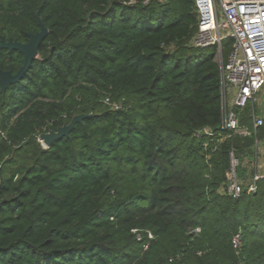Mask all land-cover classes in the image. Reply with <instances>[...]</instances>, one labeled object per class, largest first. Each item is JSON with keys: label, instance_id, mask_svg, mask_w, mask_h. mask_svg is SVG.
<instances>
[{"label": "trees", "instance_id": "1", "mask_svg": "<svg viewBox=\"0 0 264 264\" xmlns=\"http://www.w3.org/2000/svg\"><path fill=\"white\" fill-rule=\"evenodd\" d=\"M143 2L0 0V39L47 30L0 85V264H264V182L220 192L229 151L242 164L253 138L204 148L194 135L219 127L216 48L189 45L193 0ZM22 64L0 48L1 71ZM240 120L251 126L249 108Z\"/></svg>", "mask_w": 264, "mask_h": 264}, {"label": "built area", "instance_id": "2", "mask_svg": "<svg viewBox=\"0 0 264 264\" xmlns=\"http://www.w3.org/2000/svg\"><path fill=\"white\" fill-rule=\"evenodd\" d=\"M193 6L196 30L189 45L195 49L215 47L220 66L218 130L204 127L194 135L198 139L205 138L204 148L209 141L219 144L231 136L253 138L251 153L242 164L235 151H229L225 184L220 190L232 199L243 194L253 195L259 183L264 182V135L260 138L257 135L264 127V111L258 116L254 109L264 87V0H193ZM227 39H232L233 43L223 62L221 45ZM247 108L250 109V127L241 125L240 120ZM147 237L151 239L152 235L147 233ZM231 243L237 250L240 235H234Z\"/></svg>", "mask_w": 264, "mask_h": 264}, {"label": "water", "instance_id": "3", "mask_svg": "<svg viewBox=\"0 0 264 264\" xmlns=\"http://www.w3.org/2000/svg\"><path fill=\"white\" fill-rule=\"evenodd\" d=\"M46 34L47 30L41 25L38 32L27 34L28 41L26 43L12 41L11 39H8L7 41H4L2 38L0 39V48L3 47L9 50H17L23 55V64L15 74L0 70V85L3 91L10 83L18 81L29 68L32 60L37 58L38 46ZM84 117H86V115L74 116L68 124L56 128L55 131H48L47 133L40 134L38 141L44 148H48L54 141L62 137H68L74 125L80 122Z\"/></svg>", "mask_w": 264, "mask_h": 264}, {"label": "crops", "instance_id": "4", "mask_svg": "<svg viewBox=\"0 0 264 264\" xmlns=\"http://www.w3.org/2000/svg\"><path fill=\"white\" fill-rule=\"evenodd\" d=\"M254 109L255 112L257 110V115H263V111H264V94H262L261 92L259 93L257 100L254 103Z\"/></svg>", "mask_w": 264, "mask_h": 264}, {"label": "rangeland", "instance_id": "5", "mask_svg": "<svg viewBox=\"0 0 264 264\" xmlns=\"http://www.w3.org/2000/svg\"><path fill=\"white\" fill-rule=\"evenodd\" d=\"M158 1L163 2L165 0H158ZM261 93L264 94V87L261 89ZM256 112H257V110H256Z\"/></svg>", "mask_w": 264, "mask_h": 264}]
</instances>
